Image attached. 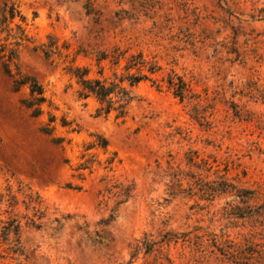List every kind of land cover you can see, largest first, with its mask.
<instances>
[{
    "label": "rangeland",
    "instance_id": "1",
    "mask_svg": "<svg viewBox=\"0 0 264 264\" xmlns=\"http://www.w3.org/2000/svg\"><path fill=\"white\" fill-rule=\"evenodd\" d=\"M5 1L29 40L11 75L0 59V264H238L222 251L264 243V0ZM50 35L62 54L44 53ZM114 46L182 75L188 96L142 82L125 116L96 115L67 66L97 76L76 52ZM22 75L44 89L37 116Z\"/></svg>",
    "mask_w": 264,
    "mask_h": 264
},
{
    "label": "trees",
    "instance_id": "2",
    "mask_svg": "<svg viewBox=\"0 0 264 264\" xmlns=\"http://www.w3.org/2000/svg\"><path fill=\"white\" fill-rule=\"evenodd\" d=\"M87 3H92V0H87ZM17 17L22 22L26 21L25 15L21 13L14 3L5 1L0 5V34H3V41L0 42V59L5 72L10 75L12 74L11 62L18 59L20 46L29 40L25 27L21 22L17 21L14 26H11ZM57 40L56 37L50 35L49 42L43 44V51L47 56H51L56 52L62 54V50L68 48L66 43L58 46L56 44ZM80 52L84 56L90 55L94 59L98 68V75H92L93 69L90 65L70 64L67 66V70L76 78L79 84V98L93 97L98 102L96 115L107 116L111 112H115L116 117L125 116L128 112L129 104L137 97L136 87L142 82H149L157 89L162 88L164 85L180 100L188 96L189 84L186 79L173 71L159 79L157 75L162 70L161 65L157 61L149 59L143 51L128 53L127 49L114 46L111 50L96 49L95 51H90L88 49H79L76 54H80ZM72 61L74 62V60ZM106 62L112 72L110 76L104 75ZM23 84H29L31 94V97L25 99L23 103L31 108L32 113L37 116L42 111L41 104L46 100L44 89L32 75H22L19 78H15L16 87ZM42 130L49 134L52 132V129L48 126L43 127ZM98 138L101 146H107L108 140L105 137L99 136ZM56 140L59 141L61 139ZM92 145L93 143H90L89 146ZM226 179L228 178L221 182L220 187H212V190L221 192L231 190V183ZM68 186L73 187L72 183H68ZM238 192L237 195L244 198V194L240 193V190ZM259 207L263 209L264 205ZM256 214L262 215L264 211L258 210ZM19 232L20 223L16 218H9L5 225L2 226V235L5 239H9L11 234L16 235V243H12L15 251L20 249V245L17 244L19 242ZM140 246L145 252L152 250L151 244H148L145 240ZM258 246H261V248ZM222 252L238 264H264V243L236 246L230 250L224 249Z\"/></svg>",
    "mask_w": 264,
    "mask_h": 264
}]
</instances>
